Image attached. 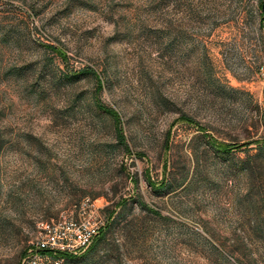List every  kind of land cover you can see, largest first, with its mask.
I'll list each match as a JSON object with an SVG mask.
<instances>
[{
    "label": "rangeland",
    "instance_id": "374dc122",
    "mask_svg": "<svg viewBox=\"0 0 264 264\" xmlns=\"http://www.w3.org/2000/svg\"><path fill=\"white\" fill-rule=\"evenodd\" d=\"M263 142L264 0H0V264L86 197L61 264H264Z\"/></svg>",
    "mask_w": 264,
    "mask_h": 264
},
{
    "label": "built area",
    "instance_id": "2783aa9c",
    "mask_svg": "<svg viewBox=\"0 0 264 264\" xmlns=\"http://www.w3.org/2000/svg\"><path fill=\"white\" fill-rule=\"evenodd\" d=\"M96 210L95 201L86 197L42 221L33 250L20 264H61L67 256L85 250L104 226L94 216Z\"/></svg>",
    "mask_w": 264,
    "mask_h": 264
},
{
    "label": "trees",
    "instance_id": "16d2710c",
    "mask_svg": "<svg viewBox=\"0 0 264 264\" xmlns=\"http://www.w3.org/2000/svg\"><path fill=\"white\" fill-rule=\"evenodd\" d=\"M60 54H62V53H60ZM98 80H99V78H98ZM100 83L101 82H99V85H100ZM96 104H97V106H98L99 109L103 110L105 113H107L108 115H110L115 122L116 121H119V116H118V114H117V112L115 110H113L110 107H107V106L103 105L100 101H97ZM116 137L118 138V140L120 142H122V143L125 144V136H124V134H123L122 131H117L116 132ZM247 144L248 143H244L243 145H247ZM234 148H241V146L238 145V144H234V145H228L227 147H216V149L218 150V152L221 153L222 155L223 154H225V155L226 154H229L231 152V150L234 149ZM259 149H260L259 150V153H260V151H263L264 150V142L262 143V145L259 146ZM255 155H259V154H255ZM74 204H76V203H74ZM107 209L108 208H106V210ZM110 224L111 223H110L109 220H106L105 221L104 226L100 229L99 234L96 237V241L98 239H100V236L104 235L105 230L110 227Z\"/></svg>",
    "mask_w": 264,
    "mask_h": 264
}]
</instances>
